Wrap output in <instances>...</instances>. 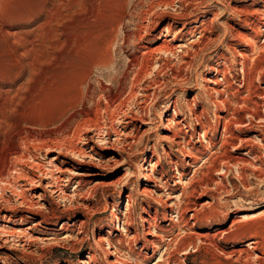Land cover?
<instances>
[{
    "label": "rangeland",
    "instance_id": "rangeland-1",
    "mask_svg": "<svg viewBox=\"0 0 264 264\" xmlns=\"http://www.w3.org/2000/svg\"><path fill=\"white\" fill-rule=\"evenodd\" d=\"M259 7L0 0V75L33 67L2 88L13 104L0 134L17 127L22 139L0 182V264H158L168 249L177 262L160 264H264V32L253 47L237 35L250 37L242 21ZM178 122L181 147L165 137ZM226 128L234 146H222ZM50 139L82 154L35 150ZM40 170L61 191L23 179ZM26 201L44 208L28 215ZM176 203L186 223L169 224ZM144 218L163 227V241ZM14 230L17 243L7 240Z\"/></svg>",
    "mask_w": 264,
    "mask_h": 264
},
{
    "label": "bare ground",
    "instance_id": "bare-ground-1",
    "mask_svg": "<svg viewBox=\"0 0 264 264\" xmlns=\"http://www.w3.org/2000/svg\"><path fill=\"white\" fill-rule=\"evenodd\" d=\"M259 1L262 2L263 6H264V0H259ZM245 12H243V13H245V14L248 13V15L251 16L250 19H245L244 21H242L248 27V33L250 34V37H248L247 35H243L241 33H238L237 35H238V39L245 41L246 45H248L249 47H253V46H256L255 40H257L259 38V35L261 34V32H264V29H262V28H264V7H263V9H261L259 7V8H256L255 10H253V11H250V12L245 11ZM237 13H239V12L237 11ZM203 32H205V31L203 30L202 33ZM18 56L19 55L17 53H15L14 57L18 58ZM28 67H29V69H26V67H24V66H22V65L17 63L16 65H14L13 67H11L8 70L4 71L0 75V97L3 98L2 102L0 101V131L2 129H4L3 126L4 127L5 126L6 127H10V125L8 124L9 122L5 119V116H6V113L11 108V104H13V99H11V101H10V99L8 100L7 96H5V95H9V93H11V92L9 90H2V88L4 86L8 87L9 85H12L15 82H17V80H19L21 78V76L23 74H25V72L27 70L33 71V67H31V66H28ZM216 73L218 75L221 72L219 70H216ZM245 75H246V73L244 71V76L243 77H245ZM207 82L209 83V80ZM210 82H212V81H210ZM15 85H16V83H15ZM214 91L216 93H218V94H221V92L219 90H214ZM201 117H203V116L201 115L199 117V116H197V114H195L194 117H192L191 119L197 120L199 122V125H201V129L203 130V134L200 131V132H198V136L200 138H202V137H204V138L206 137L207 138L209 132H208V130H205V125L202 124L203 122H202V118ZM218 120H219V118H218ZM167 128H168V126L166 124L164 131H167ZM182 128H181V125L178 122L176 124V128L172 130L171 134L169 136H165L171 143L177 145L178 147L179 146L181 147V145L183 146V144H181V141H179L181 139V136L179 134L183 133V129ZM16 129H17V127H16ZM16 129L13 130V133L11 135L7 134L6 132H5L6 134H0V182H4L2 180V177L4 176L5 171L9 167V164L11 162H13L12 159H15V158H18L19 156H21L19 154L20 152H19V146L17 144L18 143L17 140L22 137L21 136L22 132H21V129H19V130H16ZM63 130H64V128H63ZM28 134H26V135H28ZM226 134H227V128H226L225 135H224L225 138L223 137L224 138V142H223L222 146L233 145L228 140L231 139L232 142H233L236 138H234L233 136H231L232 138L231 137L228 138L226 136ZM243 143H245V145H248L249 141H245ZM25 146L27 147L26 144H25ZM36 149L39 152H40V150H44V151H47V152L56 151L59 154H63V155L65 154L66 155V153H70V154H72L74 156H79V153L82 152L81 149H78V148H75V147L64 146L62 143H60L56 139L55 140H51L50 139L48 142H46V141L44 142L43 141V143L41 144L40 147H35V150ZM181 151H182L181 155H186L185 154V150L183 148L181 149ZM249 154H252V150L249 151ZM24 177H23L24 180L29 181L30 184L31 183L32 184L35 183L36 186H41L42 180L44 178H47L48 180H50V182L47 185V188H49V192H53L54 193V192H56L58 190L61 191V187H62L61 186V182H60L61 180L59 178L55 179L52 173H45L44 171L40 170V174L38 176H34L33 178H29L28 176L24 175ZM146 179L149 180L148 184L151 185V183H152V182H150V180L152 179L151 175H146ZM14 181H16V180H14ZM14 184H17V182H15ZM4 189L5 188H2V191ZM144 192H145L146 196H151V192H149L148 190H145ZM178 198H180V197H178ZM1 199H2L3 202H5L7 204L8 200H6L3 196H2ZM20 205H22V206H27L28 205L29 206L28 215H34L35 213H37V210H41V208H42L41 206L30 205L28 203V201H26L24 203H21ZM15 208H13V209H15ZM174 208H176V210H177L176 211V215L170 216V218L168 219L169 220V224H174V222L176 221L175 219H177L180 222L186 223L185 219L183 218L182 211L179 208V204H177V203L173 204L171 206V209H174ZM144 209L147 210L146 208H144ZM130 214H131V206H128V209L126 210L125 215H124V219H123V225H124L123 231H125L127 234L130 231V229H129V226H130ZM196 218H198V216H195V218L193 216L191 219H196ZM142 220H143V225L142 226L144 227V229H146V234H148L149 237H153L154 239L158 238V239L163 241V239H164L163 234H162V232L164 230L163 227H155L154 228V232H153L151 230L152 226L150 225L149 219L144 218ZM23 221L26 222V220H23ZM39 225H40V223L36 224L35 227H37ZM185 226L188 227V224H185L184 227ZM29 229H32V228H29ZM108 233H111V232L109 231ZM7 234H8V238H7L8 241L11 239V241L13 243H17L18 242L17 238H18L19 233L17 231L14 230L13 232H8ZM116 243H118V245L121 248V246L125 243V241L122 240L121 238H118ZM253 243H256V242H253ZM99 244H101V241L99 242ZM108 246L109 247H108V250H107L108 251L107 255L111 257L114 254V252H113V248H112V245L110 244V242H109ZM155 249H156V246H155V243H154L153 250H155ZM183 253H187V249L184 250ZM171 260L175 261V263L177 262L176 257L173 256L172 252L168 249L167 252H165L163 257L160 259L158 264L163 263V262L169 263ZM109 263L110 264H122L121 260L118 259V258L115 259L114 261H110ZM84 264H91V263L87 262V261H84Z\"/></svg>",
    "mask_w": 264,
    "mask_h": 264
}]
</instances>
